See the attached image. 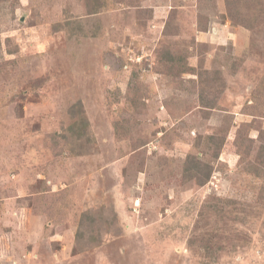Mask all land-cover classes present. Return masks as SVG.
Masks as SVG:
<instances>
[{
	"label": "rangeland",
	"instance_id": "rangeland-1",
	"mask_svg": "<svg viewBox=\"0 0 264 264\" xmlns=\"http://www.w3.org/2000/svg\"><path fill=\"white\" fill-rule=\"evenodd\" d=\"M0 264H264V0H0Z\"/></svg>",
	"mask_w": 264,
	"mask_h": 264
}]
</instances>
